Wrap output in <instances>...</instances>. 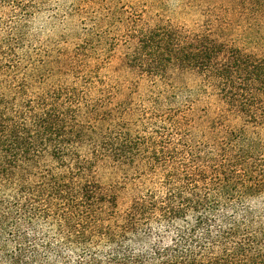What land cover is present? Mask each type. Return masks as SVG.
Wrapping results in <instances>:
<instances>
[{"label": "trees", "instance_id": "16d2710c", "mask_svg": "<svg viewBox=\"0 0 264 264\" xmlns=\"http://www.w3.org/2000/svg\"><path fill=\"white\" fill-rule=\"evenodd\" d=\"M142 6L102 17L110 81L92 31L34 44L42 0H0V264H264V0Z\"/></svg>", "mask_w": 264, "mask_h": 264}, {"label": "rangeland", "instance_id": "374dc122", "mask_svg": "<svg viewBox=\"0 0 264 264\" xmlns=\"http://www.w3.org/2000/svg\"><path fill=\"white\" fill-rule=\"evenodd\" d=\"M143 2L148 4L147 18L161 14L165 19L188 28L194 27L201 18L197 9L186 6L188 0H42L41 10L36 12L30 21L28 38L34 44L60 42L62 46L68 48L80 42L85 34L92 31L95 37L92 56L102 61L99 67L101 77L110 81L115 79L122 81L131 77L127 69L121 65V58L127 50L124 26L117 23L115 28H111L104 23L102 17L108 13L110 7L120 4L138 5L140 11ZM100 18L102 22H99ZM187 82L193 84L194 78L191 77ZM145 92L146 84L143 83L138 96H144ZM127 94L128 90L125 89L118 97L124 98ZM136 100L141 102L140 98ZM100 175L104 183L117 178L110 171L102 172ZM129 197V193L122 194L124 201H128Z\"/></svg>", "mask_w": 264, "mask_h": 264}]
</instances>
